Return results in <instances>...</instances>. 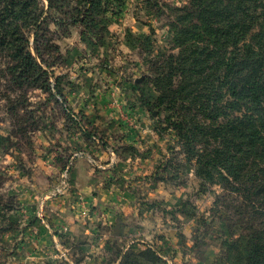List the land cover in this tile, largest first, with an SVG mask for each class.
<instances>
[{
	"label": "rangeland",
	"instance_id": "rangeland-1",
	"mask_svg": "<svg viewBox=\"0 0 264 264\" xmlns=\"http://www.w3.org/2000/svg\"><path fill=\"white\" fill-rule=\"evenodd\" d=\"M168 12L125 0L108 26L112 45L95 52L80 41L77 26L50 24L64 56L52 70L65 75V106L92 137L66 125L59 103L30 90L38 129L9 145L4 136L15 133L18 119L0 100V193L17 206L13 228L0 233V264H118L119 251L133 258L145 244L167 264H227L217 260L229 238L222 218L230 211L213 206L221 188H202L175 132L157 129V113L133 92L147 63L127 30L151 34L155 53L167 44ZM75 170L93 175L85 179Z\"/></svg>",
	"mask_w": 264,
	"mask_h": 264
},
{
	"label": "trees",
	"instance_id": "trees-1",
	"mask_svg": "<svg viewBox=\"0 0 264 264\" xmlns=\"http://www.w3.org/2000/svg\"><path fill=\"white\" fill-rule=\"evenodd\" d=\"M124 2L0 0V100L18 119L15 133L4 136L9 145L17 134L29 138L26 131L38 129L29 108L30 90L59 103L66 125L92 137L65 106V75L52 70L64 56L49 26H77L91 52L107 49L112 45L108 26ZM144 4L158 15L169 10L167 44L154 53L151 34L141 38L127 30L128 38L141 43L147 63L133 92L143 108L157 113V129L175 132L202 188H221L213 206L216 213L223 207L230 211L222 218L229 238L222 240L217 260L264 264V0ZM2 180L0 173V187ZM16 210L14 197L0 193V221L8 222L0 233L13 228ZM128 257L119 251L118 264H167L150 244Z\"/></svg>",
	"mask_w": 264,
	"mask_h": 264
},
{
	"label": "crops",
	"instance_id": "crops-1",
	"mask_svg": "<svg viewBox=\"0 0 264 264\" xmlns=\"http://www.w3.org/2000/svg\"><path fill=\"white\" fill-rule=\"evenodd\" d=\"M78 161H81V160H78ZM76 171V170H75ZM76 174H78V175H81L83 178H85V179H87V178H89V179H91V176L93 175V171H86V172H82L81 174H80V171H76L75 172V175ZM94 184H95V182H94ZM88 185V184H87ZM85 187H86V185H85ZM87 187H93V186H91V185H88ZM87 187H86V189H87Z\"/></svg>",
	"mask_w": 264,
	"mask_h": 264
},
{
	"label": "water",
	"instance_id": "water-1",
	"mask_svg": "<svg viewBox=\"0 0 264 264\" xmlns=\"http://www.w3.org/2000/svg\"><path fill=\"white\" fill-rule=\"evenodd\" d=\"M142 78H143V77H141V78H138V79H136V81L138 82V81L142 80Z\"/></svg>",
	"mask_w": 264,
	"mask_h": 264
}]
</instances>
